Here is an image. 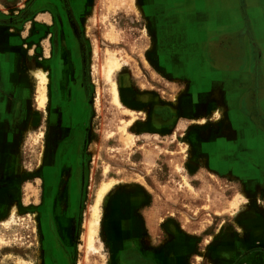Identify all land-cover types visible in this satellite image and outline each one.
Returning <instances> with one entry per match:
<instances>
[{
    "label": "rangeland",
    "instance_id": "374dc122",
    "mask_svg": "<svg viewBox=\"0 0 264 264\" xmlns=\"http://www.w3.org/2000/svg\"><path fill=\"white\" fill-rule=\"evenodd\" d=\"M150 6L0 0V53H15L11 74L24 97L13 167L0 177V264H264L261 188L235 189L236 177L198 151L231 129L217 107L196 105V91L152 72ZM108 57L118 62L109 77ZM39 66L43 106L31 72Z\"/></svg>",
    "mask_w": 264,
    "mask_h": 264
},
{
    "label": "crops",
    "instance_id": "0c3cea01",
    "mask_svg": "<svg viewBox=\"0 0 264 264\" xmlns=\"http://www.w3.org/2000/svg\"><path fill=\"white\" fill-rule=\"evenodd\" d=\"M150 3L152 72L179 90L196 91V105L218 108L220 121L231 129L226 142L200 144L198 151L209 155L203 157L213 169L236 177L230 184L235 189L252 193L258 186L264 197V0ZM4 32L1 24V39L8 37ZM14 55L0 53L1 180L13 167L12 147L6 142L12 140L24 102L18 79L11 74ZM191 97L186 94L182 102L193 104ZM250 219L245 223L252 229Z\"/></svg>",
    "mask_w": 264,
    "mask_h": 264
},
{
    "label": "bare ground",
    "instance_id": "6f19581e",
    "mask_svg": "<svg viewBox=\"0 0 264 264\" xmlns=\"http://www.w3.org/2000/svg\"><path fill=\"white\" fill-rule=\"evenodd\" d=\"M118 62L111 57H108L107 61H106V76L109 77L111 75L112 70L116 69L118 67ZM45 69L41 68L40 66L37 67V69L34 71L33 69L31 70V72H33V74L35 75V77H37L38 80V95H37V105L38 106H43L44 100H45V94H44V87L43 84L45 83ZM111 95H112V101L114 104L119 105L118 102V98H117V91H116V86L115 83L112 82L111 84ZM16 136H17V131L16 134L14 135V141H13V137L12 140L11 138L7 140V145H10L11 147H14L15 145V140H16ZM109 184L107 183H102L99 187V189L96 192V196H95V200L94 203L91 207V219L89 220V222L86 225V241L87 244L90 246L92 243V238L94 236V234L96 233V228H97V220H98V204L100 202V199L102 198L103 194L106 192V190L108 189ZM238 197H233L230 202L229 205L234 207L236 205V203L238 202Z\"/></svg>",
    "mask_w": 264,
    "mask_h": 264
}]
</instances>
